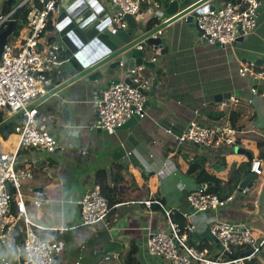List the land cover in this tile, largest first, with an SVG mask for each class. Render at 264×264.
<instances>
[{
	"label": "crops",
	"instance_id": "0c3cea01",
	"mask_svg": "<svg viewBox=\"0 0 264 264\" xmlns=\"http://www.w3.org/2000/svg\"><path fill=\"white\" fill-rule=\"evenodd\" d=\"M96 1L104 6L108 3V0ZM169 1L146 0L134 16L136 25L142 28L136 26L132 38L147 31L150 20L156 21L153 27L167 20L169 17L164 16V10ZM181 1L187 7L198 0ZM224 3L223 0H211L209 5L219 8ZM54 23L52 17L49 22L52 28L47 31V36L55 40ZM22 30V34L11 37H16L18 42L21 35L27 34L24 28ZM155 36L162 38L167 53L160 55L159 48H148L150 56L145 60L155 59V62L153 68H147L151 77L147 117L132 127L114 135L96 132L94 97L97 91L103 92L109 83L119 80L118 74L92 83L78 80L38 106L40 116L46 120L48 130L57 140L58 149L53 154H29H35L36 162L25 164L30 166L33 175L26 187L44 191L46 201L40 211L29 206L28 215L36 224L46 228L75 227L63 233L39 231L44 239L59 244L55 264H165L149 256L145 249L149 233L167 231L162 210L155 204L150 208L143 204L153 199L159 200L172 213H179L182 217L189 215L184 218L187 225L196 227L195 232L188 234L189 243L196 249L203 247L211 256L219 255V247L208 232L216 222L250 226L258 241L264 239L263 180L259 183L253 181L238 201L234 197L238 184L250 167L247 157L236 154L235 148L227 146L215 151L191 144L178 146L174 138L164 132L171 127L175 135L181 134L191 113L196 110L203 125L224 124L221 120H209L208 116L220 112L210 103L214 96L228 92L238 101L236 105L226 103L227 115L233 112L236 116L235 127L229 125L238 132L237 147L248 152L252 159L257 157L256 144L264 141V81L253 84V80L241 78L238 68L248 60L250 52L259 59L264 57V0H260L256 30L245 36L248 38L246 49L237 47L236 43L227 49L212 48L203 43L200 34L183 19L169 24ZM254 85L257 89L255 96L250 92ZM55 105H58V113L52 114ZM93 122L95 126H91ZM52 129L57 130L62 138ZM17 145L18 141L9 151L16 150ZM202 158L207 166L223 169L214 170L220 181L218 193L223 198L231 196L232 200L215 211L192 214L187 195L197 185L185 171L190 162ZM98 171H105L110 188L116 189V203L103 224L83 227L77 203L94 185ZM13 246L19 248L20 257L11 262L10 250L0 246V264L3 261L20 263L21 245L5 247L12 249Z\"/></svg>",
	"mask_w": 264,
	"mask_h": 264
},
{
	"label": "built area",
	"instance_id": "2783aa9c",
	"mask_svg": "<svg viewBox=\"0 0 264 264\" xmlns=\"http://www.w3.org/2000/svg\"><path fill=\"white\" fill-rule=\"evenodd\" d=\"M7 1V0H6ZM61 0H20L7 13L0 14V32L5 30L10 21H14L16 10L27 6L24 30L17 44H10L9 38L0 53V110H9L8 115L24 110L23 123L15 127L18 136L16 150L0 152V246L14 243L15 232L22 235V264H55L59 244L41 238L39 231H57L63 233L75 227L46 228L36 224L28 215V207L40 211L45 199L44 191L28 189L27 184L33 178L29 165L16 166L17 152L25 150L43 151L53 154L57 151V140L40 117L38 105L27 110V107L47 93L46 87L52 85V75L59 74L62 66V48L57 42V30L54 23V37L47 36L49 22L57 16V6ZM81 3L96 0H78ZM146 0H108L104 6L109 23V30L127 29L125 15L135 16ZM260 0H229L214 11H207L196 18L202 31L200 38H205L212 48L227 49L237 43V38L249 35L257 28ZM23 30L19 33L22 34ZM151 61L155 62V59ZM241 78L264 81V66H256L246 60L238 68ZM124 76V77H123ZM128 78L129 83L124 79ZM119 80L112 83L100 95L94 98V106L98 113L99 127L104 133L114 135L122 130L123 125L131 118L136 123L147 117L146 103L150 91L151 77L147 67L136 66L133 70L122 73ZM252 95H257L253 86ZM228 102L237 104L230 96ZM249 103L252 100L248 101ZM220 112L226 111V104H218ZM95 126V123L94 125ZM96 127V128H97ZM164 132L172 136L178 146L191 144L207 151L227 146L237 147L236 129L228 122L215 127L202 124L199 111H193L185 130L175 135L171 127ZM166 166V164H164ZM250 173L264 182V164L261 160L252 159ZM187 195L189 211L192 214L209 213L224 207L232 197H221L218 193H210L207 184H197ZM27 188V189H25ZM27 192V193H26ZM81 226L90 227L103 224L112 208L100 192L99 185H92L78 201ZM147 208L157 205L166 219L167 231L149 233L146 240V252L149 256L161 260L165 264H253L264 251V239L258 241L244 224L216 222L209 227V235L217 241L219 255L211 256L206 249H196L189 243L188 234L196 231L193 224L186 225L181 231L179 225L171 219L172 212L167 210L159 200H148L143 203ZM184 218L189 215L184 214ZM235 249H244L240 255H233ZM248 255H244L246 252ZM228 254L229 257L225 256ZM3 264H9L3 261Z\"/></svg>",
	"mask_w": 264,
	"mask_h": 264
},
{
	"label": "water",
	"instance_id": "95a60500",
	"mask_svg": "<svg viewBox=\"0 0 264 264\" xmlns=\"http://www.w3.org/2000/svg\"><path fill=\"white\" fill-rule=\"evenodd\" d=\"M210 1L198 0L184 7L181 0H171L164 10V16L169 17L167 20L132 38L136 26L142 28L141 25H136L133 16L125 15L124 17L128 23L127 29L109 30L107 24L110 20L104 6L99 5V7H96V1L81 3L78 0H61L60 5L63 11L55 18V24L64 63L59 72V77L56 78L52 85L46 87L47 93L30 104L27 110L39 105L45 99L56 95L78 80H83L84 83H92L115 74H118V78L122 73L133 70L136 66L153 68L154 62L145 60V57L150 56L148 48L150 46L159 48L158 53L160 55L167 53V47L162 46V38L155 36V34L180 19H183L190 28H194L199 34L202 33L197 25L196 18L204 12L216 9L215 6L209 5ZM228 1L223 0V2ZM5 3L6 0H0V14ZM14 29L15 22L10 21L7 28L0 32V53L7 38L13 34ZM201 40L203 43L207 42L205 38H201ZM242 40V37L237 38V42H242ZM248 60L254 62L256 66H264V57L259 59L253 52L248 53ZM123 69L124 71H122ZM124 82L129 83L128 78H125ZM256 83L257 80H253V84ZM99 95L100 91H97L96 96L98 97ZM230 96L231 94L228 92L216 94L214 101L219 104L223 100H228ZM23 114L24 110H20L9 116L0 123V130L21 118ZM136 120L137 118H131L121 129L132 127L136 124ZM98 121V113L95 111V122ZM93 125L94 122L91 123V126ZM101 131L99 127L96 128V132L100 133ZM235 153L244 154L248 161L252 160V156L242 149L235 148ZM214 170L219 172L223 169L219 166H214ZM256 179V175L247 170L245 177L237 186V191L242 193L249 189L252 182ZM37 190L40 191L41 189ZM234 225H237V223ZM215 244L218 246L217 241H215ZM249 253L248 251L243 256ZM224 255L229 257L226 253Z\"/></svg>",
	"mask_w": 264,
	"mask_h": 264
},
{
	"label": "trees",
	"instance_id": "16d2710c",
	"mask_svg": "<svg viewBox=\"0 0 264 264\" xmlns=\"http://www.w3.org/2000/svg\"><path fill=\"white\" fill-rule=\"evenodd\" d=\"M19 1L20 0H7L5 3V6L3 8L2 13H7L10 10H12L13 8H15V6L19 3ZM35 1L38 4L39 0H35ZM168 1L169 0H167V2ZM28 11H29V8L27 6H24V7L15 11V13L13 15V19L15 22V29L13 32L14 36H17L19 31L23 29L25 22H26V16L28 14ZM155 22L156 21H154L153 19L150 20L147 28L151 29L154 26ZM51 28H52L51 26H48V30H50ZM56 75L57 74L52 75V77H51L52 83L55 82ZM114 82H116V81H114ZM111 84L112 83H109L107 86L109 87ZM8 111L9 110H5V109L0 110V123L9 117ZM51 113L52 114L58 113V105H55L51 109ZM215 114H216L215 116L213 114H210L208 116L209 120H215V121L221 120L224 122L227 121L231 126L235 127V117H236L235 113L230 112L229 115H227V111H224V112H219V113H215ZM23 120H24L23 117H21V118L15 120L14 122L10 123L9 125L4 127L3 129H1L0 130V138L3 141H7L10 138V136L14 133L15 127L21 125L23 123ZM44 124L46 127H49L45 119H44ZM256 146H257L258 153H257V157L255 159L261 160L264 163V141L257 142ZM27 151H29V150H25L23 148H20L17 152V159L16 160H18V157L21 155H24V153ZM20 166L21 165H19L17 167H20ZM185 174L194 178V180L196 181V183L198 185L203 184V183L207 184L209 187L208 191L210 193H218V191L220 190V181L216 178V175H215L216 173H215L214 169L212 167L207 166L205 164V160L203 158L190 162L186 168ZM94 185H99L102 197L104 199H106L109 207L112 208L114 206V204L116 203V199L114 198L115 193H116V189L110 188V185L108 184V181L106 178L105 171L96 172L95 179H94ZM171 219L179 225L181 231H184V228L187 225V221L184 219V217H182L179 213H172ZM38 235L41 238H43L42 234L40 232H38ZM15 237L16 238H15L13 244L21 245L22 235L16 231ZM202 248L203 247H198V250H200ZM243 251H244V249H235L233 251V255H240ZM131 253H133V250L131 251ZM131 259L132 258L130 256V260ZM19 264H22V256H21V261ZM255 264H264V251H263V253H261V255L259 256V259L256 261Z\"/></svg>",
	"mask_w": 264,
	"mask_h": 264
},
{
	"label": "rangeland",
	"instance_id": "374dc122",
	"mask_svg": "<svg viewBox=\"0 0 264 264\" xmlns=\"http://www.w3.org/2000/svg\"><path fill=\"white\" fill-rule=\"evenodd\" d=\"M58 11H60V12H62L63 11V9H62V7H58ZM248 37V36H247ZM247 37H245L244 39H245V41H242V42H240V43H236L235 45H237V47H241V49L243 48V49H246V47H245V43H247V41H248V38ZM57 42L58 43H60V40L58 39L57 40ZM9 43L10 44H17V39H16V37H10L9 38ZM106 89V88H105ZM103 90H104V88H103ZM210 103H212L213 105H215V106H217L218 107V104L217 103H215L214 101H210ZM223 103H228V101H226V100H224L223 101ZM38 106H40V105H38ZM39 109L41 110V107H39ZM42 109H43V107H42ZM52 131H53V133L54 134H56L57 136H59L60 138H62V136H61V134L57 131V130H53L52 129ZM18 141V136L16 135V134H12L11 135V137L7 140V141H3V140H0V152H8L9 150H12V148L14 147V144L16 143ZM60 141H61V139H60ZM32 152H35L36 154H38V155H47V153L46 152H43V151H34V150H29V151H27V152H25V154L24 155H21V156H19L18 157V160H17V162H16V166H15V168L17 169V166H19V165H25L26 163H35L36 162V158L35 157H33V156H35V154L33 155V156H30L29 154L30 153H32ZM242 159H246L245 157H243L242 156ZM232 164V163H231ZM20 166V167H21ZM230 168L232 169V167H231V165H230ZM263 180V178L262 177H259L258 179H256V180H254V182H261ZM256 183H254L253 185H255ZM241 194L242 193H239L238 191L237 192H235V195H234V197H235V199H236V201H238L239 199H240V196H241ZM237 203H233V205H236ZM249 228H250V230L252 231V232H254V230H252V227H250L249 226ZM260 241V240H259ZM2 249H8V250H10V256H9V259L11 260V262H14V260H16L17 258H19L20 256H19V248L18 247H16V246H13V248L12 249H9V248H6V247H2ZM14 251H15V255L13 254L14 253Z\"/></svg>",
	"mask_w": 264,
	"mask_h": 264
},
{
	"label": "clouds",
	"instance_id": "9594fccd",
	"mask_svg": "<svg viewBox=\"0 0 264 264\" xmlns=\"http://www.w3.org/2000/svg\"><path fill=\"white\" fill-rule=\"evenodd\" d=\"M236 148H238V147H236Z\"/></svg>",
	"mask_w": 264,
	"mask_h": 264
}]
</instances>
